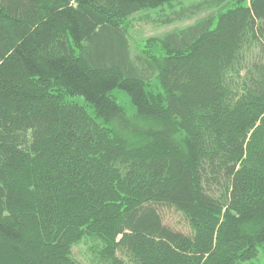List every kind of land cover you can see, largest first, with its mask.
Returning <instances> with one entry per match:
<instances>
[{"label": "trees", "instance_id": "16d2710c", "mask_svg": "<svg viewBox=\"0 0 264 264\" xmlns=\"http://www.w3.org/2000/svg\"><path fill=\"white\" fill-rule=\"evenodd\" d=\"M176 1L0 0V264H264V0L133 56Z\"/></svg>", "mask_w": 264, "mask_h": 264}, {"label": "rangeland", "instance_id": "374dc122", "mask_svg": "<svg viewBox=\"0 0 264 264\" xmlns=\"http://www.w3.org/2000/svg\"><path fill=\"white\" fill-rule=\"evenodd\" d=\"M234 0H223L221 3L212 0H181L172 4L155 9L136 13L133 15L129 29V42L132 55L134 56L144 45V41L150 37H160L165 33L185 28L195 24L198 20L215 15L216 18L212 27H215L218 14L233 7ZM195 11L194 13H191ZM171 17L170 23H164L162 20ZM113 96L116 101L123 106L129 113L135 111L129 96L121 89L113 90ZM77 101L83 103L82 98ZM163 223L175 231L190 235L192 230L185 217L175 208L161 205L158 207ZM73 257L80 264L94 263L95 256L89 251L87 242H81L73 247Z\"/></svg>", "mask_w": 264, "mask_h": 264}]
</instances>
